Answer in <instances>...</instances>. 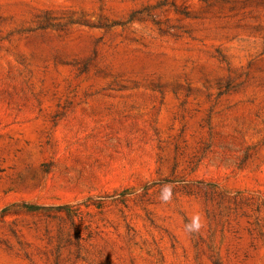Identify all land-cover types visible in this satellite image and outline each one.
Returning a JSON list of instances; mask_svg holds the SVG:
<instances>
[{
    "label": "rangeland",
    "instance_id": "1",
    "mask_svg": "<svg viewBox=\"0 0 264 264\" xmlns=\"http://www.w3.org/2000/svg\"><path fill=\"white\" fill-rule=\"evenodd\" d=\"M20 203L70 209L7 216L0 264H264V0H0Z\"/></svg>",
    "mask_w": 264,
    "mask_h": 264
},
{
    "label": "trees",
    "instance_id": "2",
    "mask_svg": "<svg viewBox=\"0 0 264 264\" xmlns=\"http://www.w3.org/2000/svg\"><path fill=\"white\" fill-rule=\"evenodd\" d=\"M69 209L70 207L68 206H58V207L38 206V207H35L34 205L29 204V203L14 204L2 210V212L0 213V222H3L7 216L12 215V214L32 213L33 211L40 210L44 216L51 217L53 216L54 211L60 212L62 210L66 211ZM68 216L69 218L73 217L72 214L70 213H68Z\"/></svg>",
    "mask_w": 264,
    "mask_h": 264
}]
</instances>
